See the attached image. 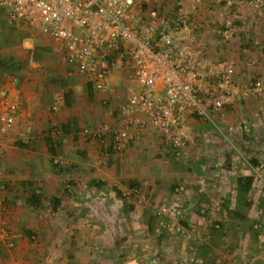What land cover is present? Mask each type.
Wrapping results in <instances>:
<instances>
[{
    "label": "rangeland",
    "instance_id": "374dc122",
    "mask_svg": "<svg viewBox=\"0 0 264 264\" xmlns=\"http://www.w3.org/2000/svg\"><path fill=\"white\" fill-rule=\"evenodd\" d=\"M180 3V0H159L156 2V6L161 11L164 8L174 9L172 11L174 14L178 10ZM7 15L8 10H0V57L3 58L2 64H0V83H5L9 78L21 79L20 76L26 74L31 69L33 70L32 77L30 76L31 72L26 77L30 76L37 81V83H32L33 88H30L32 91L31 95L41 99L39 108L31 111V115H27L29 117H27L26 123H22L23 125L18 128L20 133H24L30 141H42L41 145L38 146L37 156L31 158L30 164L32 168H30V171H33L35 175L30 179L28 178L29 173L24 170L19 179L21 181L22 179L31 180L33 189L40 190L41 195L44 197V203L38 210L28 204L26 198L31 195V191L33 190L30 188L24 193L22 199L20 198L18 201H15V205L19 208L22 207V210L20 209V218L25 219V231H31V234L28 236L30 238L28 242L29 247L34 244L31 240L36 243L34 244L36 246L34 248V256L37 258L36 264H53L54 261L58 264H77V260H71L70 258V254L79 250V247L76 245L77 243L74 244L70 240L71 233H74V230H72L73 226L71 228L70 226L72 222L80 224V222L85 223V221L87 222L85 227L79 229L78 226L77 228L78 232L84 230L85 233L90 235L91 242L87 243L88 247L84 253L86 255L85 264H146L152 262L154 259L158 260V264H185V258L192 260L191 264H196L195 260L198 259L196 257L202 258L204 264H245L242 258H239L240 255L244 257L248 253L251 259L255 257H251V249L252 251L256 250L257 246L260 248V245L258 240H255V236H253L252 225L245 224L242 227V230L245 232L243 236L245 237L246 234L250 235L249 240H247L248 236H246L244 241L237 242L235 241L237 239V227L233 224L229 225L227 218L222 223V228L219 231L213 232H217L215 238L212 234L211 240L204 244L198 242L201 245L199 247L193 243H187L184 237L173 234L166 227L167 220L157 217L152 209V206L161 205L166 199H155L150 189H171L174 185H177V176L185 170L184 168L187 165H190L195 155H199L197 154L199 153L198 151H195L196 154L193 151H188L189 155L187 158L174 156V152L168 149L163 137L151 127L146 129L143 134L135 135L137 139L134 138L135 140L130 142L125 152L118 155L115 154L114 156L109 152L105 153V151L101 150L100 146L103 144V141H89L82 136L84 131H95L101 126H108L111 129L119 127L117 118L120 115V107L127 102L131 90L136 91L137 88V84L134 82L137 79L135 72L128 65L122 66L120 71H117L120 72L118 75L116 74L117 72L114 73L113 77L116 82L111 86V89H114L115 93H109L107 97H103L94 91L93 96H90L86 89L87 83L79 76L75 68H71L66 64L64 51L59 46V42L47 38L38 28L31 25L27 29L23 25L19 27L16 23L11 24L7 20ZM162 15L164 16L163 13ZM165 17L172 19L174 16ZM220 29L221 22L216 20L211 24L209 35L206 36L204 34L206 30H204L198 35L193 33L190 39H195L197 46L199 44L200 48L204 49L216 61H229L228 57H226V51L228 52L230 48L235 53L242 55L245 45H234L233 43H236V40L226 43L218 35ZM249 49L245 53L250 56V60H257L258 65L260 56L255 55L256 49H252V47ZM231 59L230 61L235 62V59ZM237 59L239 62L236 60V66L239 67L241 63L246 64L245 57L243 59V56H240ZM238 67L237 70H239ZM240 71L242 74L247 70L240 68ZM122 73H125V75L122 76ZM122 77L123 81L119 80ZM59 96L64 97L66 102L69 100L71 107H68L65 102L58 112H51L50 109L55 105ZM105 99L108 100L107 104L104 103ZM263 99L257 100L258 103L256 105H258L259 108L257 109H260V113L256 115L249 114L248 110L245 111V101H241L238 104L242 107L243 117L235 115L236 113H231L232 111L228 109L221 113L225 114V117H222L221 114L212 116L214 123H210L211 127L209 125L211 131H199V126L203 128L202 123H198L197 126H191V131L194 133L192 135L194 141L199 136V133L205 135L204 140L208 139L200 151L207 150L214 153V155H221L233 150L232 159H235L236 165L240 161H243V158H246L250 162L252 158L248 156L250 154L249 151L255 154L257 152L256 148L239 146L238 141L264 136ZM31 107L32 103L27 104L26 109H22L29 111ZM236 111L234 110L233 112ZM231 114L235 115L232 118L233 121L230 119L231 123H234L233 130H230L231 127L228 125L230 123L228 115L230 116ZM216 116L217 118H215ZM65 124H71L72 131L70 135L65 136L62 140L64 147L60 150L61 155H59L58 159L71 168L75 163L79 164L85 160L81 159V156L85 157L86 153H90L93 159L90 158L93 161L90 165L97 167L93 168V170L97 171L100 169V171L103 170L106 174H108L109 170H112L111 176L116 181L110 180V182H106L107 186L90 184L91 179H94L92 175L94 172L89 171V173H86L85 169L81 171L80 168H85L82 164L76 172L73 170V173L71 172L67 175L63 173L60 176L54 172L52 158L47 153L45 147V137L51 129H54L53 127L56 126L58 128V126ZM250 127L253 129L252 132ZM28 128H31L30 132H28ZM76 131H80V138L75 140L74 132ZM60 136H63V134ZM20 137L17 133L15 136L11 135L10 138L19 140ZM19 147L25 157L30 158L28 153L33 150L32 146L30 148ZM196 149L198 150V146ZM7 150L9 151L10 149ZM191 154H194L192 155L193 157H191ZM13 162L11 161L9 164H13ZM87 163L89 164V162H83V164ZM9 164L6 161H1L0 171L3 172ZM222 165L219 169H228L227 158H225ZM136 174L139 175L141 181L143 179L144 181L139 183L141 187L132 188L131 183ZM255 175L257 176V174ZM256 176L255 178H258ZM94 177L95 182L98 179H105V176L102 177L99 171L95 172ZM1 179L0 189L3 187ZM69 179L77 180L76 182L80 186L74 189H82L84 193L83 197L87 198L86 203L88 205L83 210L69 209V200L66 198L68 196L66 187L68 186ZM260 181L262 182V180ZM107 183L112 184L114 186L113 189H120L119 187H122L126 191L140 189L141 198L136 199L135 195L127 194V192L126 196L122 195V198L113 203L111 201H101L102 199H99V197H103L101 192L105 191L104 189H112ZM16 187L17 185L13 186L14 189ZM229 195L231 196V193ZM56 197H59L63 203L62 207L57 211L54 210L53 206V199ZM141 199L143 200L142 203H140ZM132 207H135V209L132 210ZM3 210L4 206L0 208V214L3 213ZM199 210L201 211L200 208H196L194 211L199 214ZM240 210L243 211V208L241 207ZM204 211L207 213L209 211L208 207H205ZM146 213L157 217L158 221L156 220L155 223L157 225V235L149 234V226L144 218ZM3 217L5 219V216ZM222 217L225 219L223 211L220 218ZM21 219L20 223H22ZM28 221H32L35 225L28 226ZM182 222L184 223V221ZM21 225L20 227L22 228L23 226ZM52 225H59L56 239H54L55 229ZM212 225L210 223L205 226L208 232L212 231ZM35 228L36 230L33 231ZM67 230L69 231L67 232ZM262 231L264 232V229ZM218 233L221 235H217ZM209 234L211 235V232ZM209 234L204 235L203 239ZM92 235H104V241L95 242L91 240L93 238ZM0 238L4 240L7 254L9 253L8 250L13 251L16 249V246L11 247V244L13 245L11 239L9 241L2 237ZM51 238L54 241H51ZM105 239L107 240L105 241ZM240 239L238 237L237 240ZM78 245L82 244L78 243ZM84 245L85 243H83ZM237 250H239L240 254L235 253L231 257L230 252H236ZM183 251L187 254V257H184L186 255H184ZM263 252L264 248L262 249Z\"/></svg>",
    "mask_w": 264,
    "mask_h": 264
},
{
    "label": "built area",
    "instance_id": "2783aa9c",
    "mask_svg": "<svg viewBox=\"0 0 264 264\" xmlns=\"http://www.w3.org/2000/svg\"><path fill=\"white\" fill-rule=\"evenodd\" d=\"M196 1V0H194ZM157 0H0V10H8L11 24L26 23L36 27L49 39L60 43L65 61L94 91L107 97L111 92V78L116 67L131 61L139 89L130 93L119 110L117 129L101 126L86 130L87 140L105 139L122 154L135 135L153 127L164 139L168 149L179 158H187L192 139L189 118L214 123L213 115L251 98H264V78L253 77L251 71L238 78L233 61H216L195 40L183 42L191 33L182 4L172 19L162 15ZM223 9L217 13L221 22L218 35L226 43L233 42L238 33L237 6L264 7V0H218ZM183 40V41H182ZM264 53V43L255 42ZM257 60H247L251 69ZM2 99L9 91L0 92ZM64 97H58V102ZM107 104L108 100L105 99ZM60 107H52L58 112ZM22 117L21 104L14 102L0 116V130L11 131ZM60 160H56V163ZM261 180V179H260ZM264 186L263 181L261 182ZM183 187L178 192L183 191ZM141 198L139 190L132 193ZM145 200V198H143ZM143 200L141 199L140 203ZM222 202L216 208L222 206ZM160 218L181 219L178 204L152 206ZM202 215L206 214L204 209ZM189 239L199 235L187 232L178 224L169 225ZM220 229V227L218 226ZM5 223L0 220V237L8 240ZM210 240L207 237L204 242ZM146 264H158V260Z\"/></svg>",
    "mask_w": 264,
    "mask_h": 264
},
{
    "label": "crops",
    "instance_id": "0c3cea01",
    "mask_svg": "<svg viewBox=\"0 0 264 264\" xmlns=\"http://www.w3.org/2000/svg\"><path fill=\"white\" fill-rule=\"evenodd\" d=\"M180 2H181L180 4H182L183 6L186 17L189 18L188 21H189V26L191 28V33L185 34L182 37L184 40V41L182 40L183 42H189L191 40L190 38L193 33L198 35V34H201L200 32L204 30H206L204 34L206 36L209 35L211 24L214 23L216 20H219L217 16V12L219 13L222 10V7L224 6L223 4H219L218 0H196V1L180 0ZM173 10L174 9H171V8L169 9L164 8L162 13L164 14V16H167V17L171 15L174 16L176 12L173 14L172 12ZM235 13L238 16V22L240 23H239V35L235 39L236 43H233V44L234 45L241 44L242 46L245 45V48H244V52L242 55L235 53L234 51H232V48H230L231 50L228 49V52L226 51V57H228L229 61H230V58H232L231 60L235 59V62L237 61L239 62L237 58H239L240 56L241 57L243 56V59L245 57L246 64L241 63L239 67L237 66L239 69L237 70L239 79L242 78L240 68H244L245 70H248V71L250 70L253 77L264 78V53L261 54L262 52H260L259 49L255 45V42L257 40L264 43V7L258 9V8L250 7L249 5L244 4L242 6H237L235 8ZM7 20H9L8 15H7ZM16 24L19 25V27L23 25L27 29L29 28V25L23 22L16 23ZM195 45L197 44L195 43ZM198 46L200 47L199 44ZM248 47L249 48L252 47V49H256L255 55L260 56L258 60L259 61L258 65L251 69L247 66V61H246L250 57L248 54L245 53L248 50H250ZM21 58L23 57L21 56ZM2 60L3 58L0 60V64H2L1 63ZM125 65H128L135 72L132 62L126 61L116 67V69L113 72V76H114V73H116L117 71H120L121 67ZM123 70L125 71V69ZM24 72H27V71H24ZM32 73H33V70L30 69L29 72L20 76L21 79L9 78L5 83L4 82L0 83V92L3 89H6L9 91V95H10L7 100L2 99L0 96V116L4 115L7 112L9 105L14 102H18L22 106L21 107L22 117L18 119L15 127L11 131H8L5 133L0 130V164H1V161H6L8 164L9 162L14 161L13 164H9L8 167H6V169L3 172L0 171V178H2L1 182L3 183V187L2 189H0V208L4 206L3 213L0 214V220H2L5 223V225L8 226L7 227V231L9 234L8 240L10 241L11 239L13 243V245L11 244V247L16 246L15 250L13 251L8 250L9 251L8 253L9 255H8L6 253L7 250L5 249L6 245L4 243V240H1L0 238V264H36L37 263L36 262L37 258L34 256V248L36 247L34 244L36 243L33 240H31V242H33L34 244H32V246L29 247L28 242L30 238L28 236L31 234V231L29 230L28 232L25 231L24 229L25 219L20 218V209L22 210V207L19 208L17 205H15L16 203L15 201H18L20 198L22 199L24 196V193L28 191L29 188L33 189L31 180L22 179L21 181L19 177L22 174V171L24 170H26L29 173L28 178L30 179H32V176L35 175L33 171H30V168H32L30 164L31 158H35L37 156L38 150H39L38 146L41 145V142H42L41 140L30 141V139L24 133H20V131L18 130L19 127H21L24 123H26L27 117H29L27 115H31V111L38 109L41 103V99H39L38 97H33V95H31L32 91L30 90V88H33L32 83L33 84L37 83V81H35V78H31L33 75ZM119 73L120 72H117L116 74L118 75ZM28 74H30L31 77L30 76H28L29 78L26 77ZM124 75L125 73H122V76ZM113 76L110 81L111 83L110 86H113L114 82H116ZM25 79L26 81H24ZM119 80L123 81V77L119 78ZM31 81H34V82H31ZM134 82H136L137 84L136 90H138L139 85L136 79L134 80ZM132 92L134 91L131 90V93ZM113 93H115V90L111 89L110 94H113ZM257 100L259 99L251 98L249 100H246L245 101V111L248 110L249 114L251 115H254V114L256 115L260 113L259 111L260 109L258 110L257 108L259 107L258 105H256L258 103ZM65 102H66L65 98L61 102H58V98H57L54 106L61 107L62 104H64ZM30 103H32L31 109L29 111H26V110L24 111L22 108L26 109V105ZM228 109L232 111L231 113H236L235 115H239L243 117L242 107H240L238 103L236 105H233L227 108L226 110ZM234 110H237V111L233 112ZM235 115L233 114H231L230 116L228 115V121L230 119L232 120L233 116ZM221 116L225 117V114H221ZM215 118H217V116ZM117 120L119 124L120 115H118ZM231 120L228 125H230L231 127L230 130H233L232 128L234 127L233 126L234 123H231L233 121ZM198 123L200 124L202 123L201 125H203V128H201V126L198 127L199 131H202V130L211 131L210 130L211 125L209 122H206L200 119L195 120V118H189L187 122V124L190 125V127L194 125L197 126ZM53 128H56V126ZM151 128L155 130L153 127ZM250 130L251 132L253 131L252 127H250ZM30 131H31V128H28V132ZM144 131L140 133L143 134ZM15 133L16 134L18 133V135L21 136L19 140L10 138L11 135L15 136L16 135ZM159 135L161 136V134ZM204 137H205L204 134L199 133V136L196 138L195 141L191 139L187 147V151H193L194 154H196L195 151H198L199 153L197 154L199 155H195V158L193 159V161L190 162V165H187L184 168L185 170L177 176L178 177L177 185H174L171 189H150L155 199L161 200L162 198H164L166 200L164 201L163 204L167 205V204L176 203L182 209L183 217L181 219L174 220L170 218H164L167 220L166 227L173 234L184 237L187 243H193L200 247L201 245L199 243L204 244L205 243L204 241L207 237H210V240H211L212 234L214 238L216 236L217 232L213 233L214 231H212L210 235L209 233L211 231L208 232L207 227L205 228V226H207L210 223L212 224L220 223L218 225H221L228 218V224L229 225L233 224L237 227V231H236L237 239L238 237L241 238L240 240L236 239L235 241L237 242L244 241L246 236H248L247 240H249L250 235L246 234L245 237L243 236L245 232L242 230V227H244L245 224L252 225L253 236H255V240H258L260 248H258L257 246L256 250L252 251L251 249V257L255 256L253 259L249 257L250 255L248 253L245 254V256L247 257L245 256L243 257V255H240L239 258H242L245 264H264V254H263L264 252L262 253V249L264 248V232L262 231L264 229V186H262V183L260 181L261 179L264 184V136L263 137L262 136L251 137V140L242 139L241 141H238L239 146L243 145L246 147L247 146L254 147L257 150L255 154L249 151L250 154L248 156L252 158L250 159L251 160L250 162H248L246 158H243L242 159L243 161H240L238 165H236L235 159H232L233 150L228 151L227 154L223 153L221 155H214V153H212L211 151H207V150L200 151L201 147H204L203 145L205 141L206 140L208 141V139L204 140ZM135 139H133L132 141H134ZM89 141H103L104 145L102 144L100 146L101 150L105 151V153L106 152L110 153L109 151L110 145L107 143V141H105V139L89 140ZM61 144L63 148L64 144L63 143ZM25 145L26 146L30 145V147L32 146L31 148L33 150L29 151L28 153V156L30 158H26L24 153H22L19 147V146L24 147ZM197 146H198V150L196 149ZM7 149H10V150L8 151ZM115 154L118 155L119 153L115 152L113 153L112 156H114ZM194 154H191V157H193L192 155ZM40 156H41V153H40ZM81 157H82L81 159H85V160L81 161L79 164L75 163V165L71 168L68 167V165L66 164L65 168L62 169V171H60V169L53 167L54 172L60 176H62L63 173L67 175L68 173H71L73 170L74 172H76L77 169H79V166L82 164L83 166H85V168H80L81 171H84L85 169L86 173H89V171L94 172L92 174L94 179H91L90 184H95L97 186H100V185L107 186L106 182H110V180L116 181V179H114L113 176H111L112 170L111 171L109 170L108 174H106L103 170L100 171L99 169L97 171L101 173L102 177L105 176V179H98L95 182L94 175H95V172L97 171H94L93 168H97V167H95L94 165H90V163L92 164L93 162L92 161L93 159L90 153H86L85 157L84 156H81ZM90 158L92 160H90ZM225 158H227V161H228V165H227L228 169H219V167L223 166L222 163L225 160ZM253 160H255L257 164H254ZM83 162H89V164L88 163L83 164ZM255 174H257V176ZM134 176L135 177L132 183L139 182V181H140L139 183H141L142 181H144V179L142 181L140 180L139 175L136 174ZM247 176H256L258 178H256L254 188L248 199L250 206H244V205L240 206L238 204L237 182L240 177H247ZM137 178L139 179V181H137L138 180ZM76 181L77 180L74 181V179H69L68 186L66 187V193L68 194L66 198L69 200L68 202L69 209L83 210V208L86 205H88V203H86L87 198L85 199V197H83L84 193L82 189H74V188H79L80 186L79 183H77ZM14 185L15 186L17 185L18 188L16 187L14 189L13 188ZM108 185L112 189H104L105 191L101 192L103 196V197H99V199H102L101 201H104V202L111 201L113 203L114 201H117L120 199V197L117 196V190H121L123 192V196H126L127 192H128L127 194L133 195L132 193L135 190V189H132V190L126 191L122 187H119L120 189H113L114 186H112V184H108ZM181 187L184 188L183 191L178 192ZM137 190H139L141 193L140 189H137ZM229 193H231V196L229 195ZM38 194H41L40 190L38 191ZM134 197L136 199L138 198L136 197V195ZM28 198L29 197L26 198L27 202H28ZM10 201L11 203L9 205ZM219 202H222L223 204L220 208H216V205ZM227 203L230 204L229 209L226 208ZM205 207H208L209 211L205 215L204 214L202 215L201 211ZM241 207L243 208V211L240 210ZM196 208L201 209V211L199 210V214H197L194 211ZM222 211L224 212L225 219H223V217L220 218ZM228 211H233L232 213L233 216ZM235 211L239 212V215ZM3 216H5V219ZM20 219L22 223H20ZM182 221H184V223ZM27 223H29L28 226L34 224L32 221H28ZM173 224H178V225L183 226L185 229H187V232H190L196 235V237L199 235L198 240L202 239V242L196 241L194 238L193 239L187 238L186 233L185 234L178 233L175 228L173 229L171 228V226L169 227V225H173ZM20 225L23 227L21 228ZM86 225H87V222L85 221V223L80 222V224H76L75 222L74 223L72 222L70 226V228L73 226L72 230H74V233H71L70 235V240L74 244L77 243L76 245L79 247L78 252L70 254V258L71 260L73 259L77 260V264H85L86 255L84 253L86 252L87 247H88L87 243L91 242L90 235L85 233L84 230H81L80 232L77 231L78 226H79V229H82V227H85ZM58 228H59V225L54 226V229H55L54 239H56V233L58 232L57 231ZM35 230L36 228L33 229V231ZM68 231L69 230H67V232ZM206 234H209V235L205 237V239H203V236ZM219 234L220 233H218L217 235ZM228 236H229V232H228ZM253 236L251 235V237ZM92 237L93 238H91V240L95 242H102L104 241V238H105L104 235H98V236L92 235ZM231 238H232V235H231ZM50 240L54 241L52 240V238ZM106 240L107 239H105V241ZM78 243L82 245H78ZM83 243H85L84 246H83ZM183 253L185 252L183 251ZM235 253L240 254L239 250H237L236 252L231 251L230 256L233 257L232 255ZM184 255H186L184 257H187L186 253ZM196 258H198L195 260L196 264H204V261L202 258H199V257H196ZM191 261L192 260H189L188 258L184 259L185 264H191L190 263ZM53 264H58V263L54 261Z\"/></svg>",
    "mask_w": 264,
    "mask_h": 264
},
{
    "label": "trees",
    "instance_id": "16d2710c",
    "mask_svg": "<svg viewBox=\"0 0 264 264\" xmlns=\"http://www.w3.org/2000/svg\"><path fill=\"white\" fill-rule=\"evenodd\" d=\"M238 35H239V33H238ZM238 35H237V37H238ZM86 89H87L89 95L93 96V94H94L93 85L86 84ZM67 105H68V107H71V102L69 100H67ZM71 131H72V125L71 124H65V125L58 126V128L51 129L45 137V147H46L47 153L52 158V161H53L52 165L55 168L60 169V171H62V169H64L66 165L64 163H60V162L55 163V162L60 155V150L62 148L61 143H63L62 140L64 139L65 136L70 135ZM79 133H80V131L74 132L75 140L80 138ZM61 134H63V136H60ZM24 147L30 148V145L29 146L25 145ZM109 151H110L111 155H113V153L116 152L112 146L109 147ZM174 156H175V153H174ZM253 163L257 164V162L255 160H253ZM255 181H256L255 176L240 177L238 179L237 195H238V204L240 206H242V205L250 206L248 199H249V196H250V194L254 188ZM131 187L132 188H139V187H141V184H139V182H133V183H131ZM122 195H123L122 192L120 190H117V196L122 198ZM43 199H44V197L41 194H38L37 190L33 189L31 191V195L28 198V204L34 209H40L44 203ZM62 204L63 203L59 197H56L53 199V206H54L55 211H57L59 208H61ZM229 206H230V204L227 203L226 208L229 209ZM131 209L134 210L133 207ZM228 212L231 215L233 213V211H228ZM235 212H237V211H235ZM237 213L239 215V212H237ZM145 220L147 221V224L149 226V228H148L149 234L157 235V232H156L157 225L155 224L157 217L153 216V215H149L148 213H146ZM218 224H220V223H216V224L212 225V227H211L212 231H218L219 230L218 226L220 228H222V224L221 225H218ZM212 231H211V233H212Z\"/></svg>",
    "mask_w": 264,
    "mask_h": 264
}]
</instances>
